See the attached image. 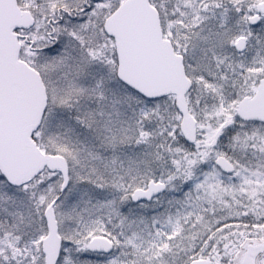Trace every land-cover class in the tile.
Masks as SVG:
<instances>
[{
    "label": "snow or ice",
    "instance_id": "obj_1",
    "mask_svg": "<svg viewBox=\"0 0 264 264\" xmlns=\"http://www.w3.org/2000/svg\"><path fill=\"white\" fill-rule=\"evenodd\" d=\"M0 264H264V0H0Z\"/></svg>",
    "mask_w": 264,
    "mask_h": 264
}]
</instances>
